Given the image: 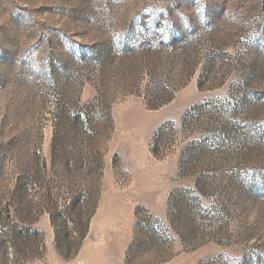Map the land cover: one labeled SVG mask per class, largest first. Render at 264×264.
Returning <instances> with one entry per match:
<instances>
[{
	"label": "rangeland",
	"instance_id": "1",
	"mask_svg": "<svg viewBox=\"0 0 264 264\" xmlns=\"http://www.w3.org/2000/svg\"><path fill=\"white\" fill-rule=\"evenodd\" d=\"M0 264H264V0H0Z\"/></svg>",
	"mask_w": 264,
	"mask_h": 264
}]
</instances>
